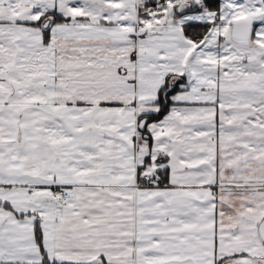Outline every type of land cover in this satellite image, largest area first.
<instances>
[{
  "label": "snow or ice",
  "instance_id": "snow-or-ice-1",
  "mask_svg": "<svg viewBox=\"0 0 264 264\" xmlns=\"http://www.w3.org/2000/svg\"><path fill=\"white\" fill-rule=\"evenodd\" d=\"M0 264H264V0H0Z\"/></svg>",
  "mask_w": 264,
  "mask_h": 264
}]
</instances>
